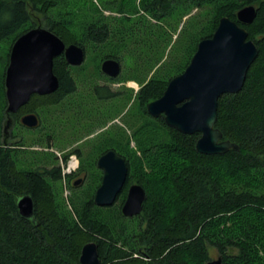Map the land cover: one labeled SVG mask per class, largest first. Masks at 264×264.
Listing matches in <instances>:
<instances>
[{
    "label": "trees",
    "instance_id": "trees-1",
    "mask_svg": "<svg viewBox=\"0 0 264 264\" xmlns=\"http://www.w3.org/2000/svg\"><path fill=\"white\" fill-rule=\"evenodd\" d=\"M65 1L0 0V43L12 46L22 34L41 27L66 45L77 44L86 52L85 40L100 44L134 39L143 43L159 33L152 32L154 26L145 16L134 17L139 14L136 0H113L115 11L124 16L113 20L114 26L104 21L86 22L82 41L68 25L50 16ZM247 6L255 7L256 16L251 24L242 25L237 13ZM138 7L155 22L178 19L194 7L205 11V21L195 46L185 51L184 64H173L138 91L143 122L132 135L141 157L131 154L127 159L115 146L107 148L121 155L129 168L124 187L111 206L94 203V186L72 214L55 203L53 186L62 176L60 166L17 168L16 149L22 144L1 142L7 120H11L9 127H26L20 118L36 113V102L56 105L75 92L74 66L63 54L55 57L58 88L50 94L31 95L25 105L10 113L6 111L4 84L10 50L5 53L0 63V264H80L81 248L90 241L97 244L99 264H205L212 251L218 252L223 264H264V0H140ZM39 17L43 19L40 22ZM221 18L244 28L248 40L257 45L258 55L242 89L218 99L215 127L239 149L205 155L195 149L199 133L178 132L166 125L163 116H150L146 106L185 69L197 43L212 36ZM106 58L119 61L114 53L101 62ZM93 93L100 100L117 94L106 85L95 86ZM132 183L144 188L145 199L138 215L126 217L121 205ZM24 194L34 200L35 221L18 213L16 202Z\"/></svg>",
    "mask_w": 264,
    "mask_h": 264
},
{
    "label": "rangeland",
    "instance_id": "rangeland-1",
    "mask_svg": "<svg viewBox=\"0 0 264 264\" xmlns=\"http://www.w3.org/2000/svg\"><path fill=\"white\" fill-rule=\"evenodd\" d=\"M139 1H135L139 14L134 17L145 16L154 26L152 32L159 30L143 43L134 42V39L100 44L83 41L82 26L86 22L104 21L114 26L112 21L124 16L115 11L117 4L113 0H66L52 11L50 16L68 25L85 44L84 62L71 68L76 90L56 105L42 106L36 102L34 108L40 119L39 126L12 125L1 138L3 143L22 144L16 149V165L22 170L61 168L69 155L77 156L75 171L68 176L62 175L53 186L55 203L72 214L86 201L85 194L100 183L102 171L96 166V160L103 150L115 146V150L127 159L131 154L141 157L132 135L143 122L137 102L138 91L150 79L165 74L173 64H184L185 51L195 46V37L204 26V10L191 7L178 19L155 22L143 14L138 7ZM42 20L39 17L38 21ZM10 47V43H0V63ZM113 53L119 58L121 72L111 79L101 72L100 64L103 57ZM98 85H106L117 94L109 99H97L93 88ZM76 174L84 178L79 186L71 183L72 175ZM218 257V252L212 251L210 260Z\"/></svg>",
    "mask_w": 264,
    "mask_h": 264
},
{
    "label": "water",
    "instance_id": "water-1",
    "mask_svg": "<svg viewBox=\"0 0 264 264\" xmlns=\"http://www.w3.org/2000/svg\"><path fill=\"white\" fill-rule=\"evenodd\" d=\"M255 16V7L247 6L238 11L237 21L249 25ZM61 54L71 66L81 65L86 55L81 46L66 45L41 27L31 29L15 40L5 70L7 112H16L33 94H50L58 88L53 61ZM257 55L258 47L248 40L247 31L228 18H221L212 36L197 43L185 69L168 81L159 98L147 104V113L154 118L163 116L166 125L180 133H199L195 149L201 154L238 150V145L223 139L222 132L215 127L218 99L225 93L234 94L242 89L247 71ZM100 70L108 77L116 78L121 72V64L116 59L106 58L101 62ZM20 122L28 128H35L39 125V117L36 113H26ZM10 125L8 119L5 129ZM96 164L102 170V177L93 196L94 203L111 206L126 182L128 163L115 150L108 149L98 157ZM144 199V188L138 183L130 184L121 206L122 214L126 217L138 215ZM16 206L21 217L35 221V204L30 194L20 196ZM79 262L100 263L96 242L83 245ZM205 264L223 263L217 258Z\"/></svg>",
    "mask_w": 264,
    "mask_h": 264
},
{
    "label": "built area",
    "instance_id": "built-area-1",
    "mask_svg": "<svg viewBox=\"0 0 264 264\" xmlns=\"http://www.w3.org/2000/svg\"><path fill=\"white\" fill-rule=\"evenodd\" d=\"M78 167V158L75 154L69 155L65 165L63 164L61 166V173L63 176L68 175L75 171V169Z\"/></svg>",
    "mask_w": 264,
    "mask_h": 264
},
{
    "label": "flooded vegetation",
    "instance_id": "flooded-vegetation-1",
    "mask_svg": "<svg viewBox=\"0 0 264 264\" xmlns=\"http://www.w3.org/2000/svg\"><path fill=\"white\" fill-rule=\"evenodd\" d=\"M107 150H108V149H107ZM107 150H106V151H107ZM104 152H105V151H104ZM104 152H103V153H104ZM101 154H102V153H101ZM101 154H100V155H101ZM100 155H99V156H100ZM99 156H98V157H99ZM97 159H98V158H97ZM96 161H97V160H96ZM96 166H97V164H96ZM101 171H102V170H101ZM70 174H71V173H70ZM70 174H68V175H70ZM61 175H62V173H61ZM68 175H67V176H68ZM79 175H80V174L72 175V177H71V178H72L71 183H72L73 186H79V185L84 181V178H83V177H80ZM101 177H102V176H101ZM76 181H79V182L75 184ZM100 182H101V179H100ZM99 184H100V183H99ZM98 186H99V185H98ZM98 186H97V187H98ZM128 187H129V186H128ZM95 190H96V189H95ZM94 193H95V192H94ZM118 196H119V195H118ZM125 197H126V196H125ZM124 200H125V199H124ZM123 202H124V201H123ZM122 204H123V203H122ZM121 206H122V205H121ZM102 207H103V206H102Z\"/></svg>",
    "mask_w": 264,
    "mask_h": 264
}]
</instances>
